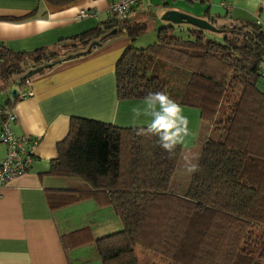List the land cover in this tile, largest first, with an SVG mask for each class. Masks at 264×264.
I'll return each instance as SVG.
<instances>
[{
    "label": "trees",
    "instance_id": "obj_1",
    "mask_svg": "<svg viewBox=\"0 0 264 264\" xmlns=\"http://www.w3.org/2000/svg\"><path fill=\"white\" fill-rule=\"evenodd\" d=\"M132 10L121 22L109 17L101 29L71 38L65 54L125 35L131 44L114 67L117 97L143 100L163 91L219 134L205 138L200 170L177 193L170 181L180 145L170 157L157 137L137 135L138 127L72 117L50 174L76 177L85 186L77 199L108 205L119 219L118 231L93 241L99 264H264V92L257 87L264 31L247 20L217 25L204 12L218 32L167 23L153 43L135 48L149 19ZM181 26L188 27L184 38L174 34ZM61 45L22 53L0 48V80L16 76L20 85L66 60Z\"/></svg>",
    "mask_w": 264,
    "mask_h": 264
},
{
    "label": "crops",
    "instance_id": "obj_2",
    "mask_svg": "<svg viewBox=\"0 0 264 264\" xmlns=\"http://www.w3.org/2000/svg\"><path fill=\"white\" fill-rule=\"evenodd\" d=\"M109 1L0 0V48L15 53L57 48L59 44L65 48L71 38L97 26L101 29L109 19ZM151 2L142 1L130 15L155 18L158 5ZM191 8H163L160 12L175 10L205 18V11ZM206 10L217 25L247 20L264 31V0H209ZM79 11L87 16L77 18ZM182 29L188 27L178 28ZM118 35L83 56L60 61L23 84L18 85L16 78L0 80V107L10 106L15 118L13 134L36 142L32 147L27 145L32 153L29 169L0 191V264H99L93 241L120 229V221L108 205L93 198L77 199L76 191L85 188L82 182L77 185L79 179L50 174L57 158L56 145L66 136L70 118L122 128L146 126L143 116L133 123L131 112L143 100L117 97L114 67L131 44L125 35ZM261 79L264 90V69ZM24 92L30 95L19 98ZM181 107L195 137L199 113ZM5 152L0 143V160Z\"/></svg>",
    "mask_w": 264,
    "mask_h": 264
},
{
    "label": "clouds",
    "instance_id": "obj_3",
    "mask_svg": "<svg viewBox=\"0 0 264 264\" xmlns=\"http://www.w3.org/2000/svg\"><path fill=\"white\" fill-rule=\"evenodd\" d=\"M133 123L140 117H146V126L138 127L137 135H152L158 138L159 146L171 157L178 145L192 133L189 129V119L183 114V108L163 91H149L141 105L131 108ZM185 170L189 174L200 170L195 158L186 153L184 156Z\"/></svg>",
    "mask_w": 264,
    "mask_h": 264
},
{
    "label": "rangeland",
    "instance_id": "obj_4",
    "mask_svg": "<svg viewBox=\"0 0 264 264\" xmlns=\"http://www.w3.org/2000/svg\"><path fill=\"white\" fill-rule=\"evenodd\" d=\"M151 1H152L151 3H155L156 5H158L155 9L156 17L149 19L147 30L142 35L135 38L134 42H132V45L135 48H144L147 45H150L151 43L155 41L156 29L162 26L161 24L164 23L160 21V17L162 15L160 11L163 8L165 9L171 8V7H181L182 8V6H187V8L192 7L190 11L195 10L198 12V10L202 9V11L207 12L206 9H207V6L209 5V0H208V3H205L204 2L205 0H151ZM187 15H190V14H187ZM190 16H193V15H190ZM193 17H196V16H193ZM175 31L176 32H174V34L182 38L185 37V32L183 31V29L178 30V31L175 30ZM211 37H213L215 40H219V37L216 34H212ZM66 51H67L66 48L61 49V52L64 54ZM262 69H264V66L262 67ZM165 75H168V78H170L169 73ZM15 78L16 76H11L9 79L14 80ZM170 80H173V78H170ZM260 80L257 83V87L260 91L264 92L263 88H261L260 86ZM175 82L177 81L175 80ZM175 82H174V85L176 84ZM199 122L200 123L198 125L197 135L195 137L190 135L189 137L185 139V142L180 145L182 149L181 156L176 166L175 172L170 181V190H173L177 193H182L185 190L186 185L191 175L187 173L185 170V166H184L185 154L190 153L195 158V162H196L198 155L200 153L202 143L204 142L205 138L216 139L219 134L218 131H215V130L213 131L211 126L206 121L199 119ZM75 182H77V185L82 184L80 180H79L80 183L78 181H75Z\"/></svg>",
    "mask_w": 264,
    "mask_h": 264
},
{
    "label": "built area",
    "instance_id": "obj_5",
    "mask_svg": "<svg viewBox=\"0 0 264 264\" xmlns=\"http://www.w3.org/2000/svg\"><path fill=\"white\" fill-rule=\"evenodd\" d=\"M142 1L147 0H110L106 12L114 22L123 21L130 11ZM87 14L79 11L77 18H84ZM30 92L22 93L19 98L29 96ZM14 115L9 108L0 107V143L5 146V156L0 160V191L16 176L29 169L32 163V153L27 148L35 145L27 138L16 137L11 130Z\"/></svg>",
    "mask_w": 264,
    "mask_h": 264
},
{
    "label": "water",
    "instance_id": "obj_6",
    "mask_svg": "<svg viewBox=\"0 0 264 264\" xmlns=\"http://www.w3.org/2000/svg\"><path fill=\"white\" fill-rule=\"evenodd\" d=\"M160 20L163 22H167L170 25H188L191 27H194L196 29L202 30V31H208V32H218L215 27H213L207 20L193 17L175 10H166L162 13ZM112 26L109 25L108 28H111ZM116 32L115 29H112L110 31L111 34H114ZM99 42L92 41L88 44L87 48L83 52H78L75 55H68L66 58H73V57H80L84 54L88 53L92 48L99 46ZM35 72L27 73L23 76V79L28 78L29 76L33 75ZM13 93V92H12Z\"/></svg>",
    "mask_w": 264,
    "mask_h": 264
}]
</instances>
